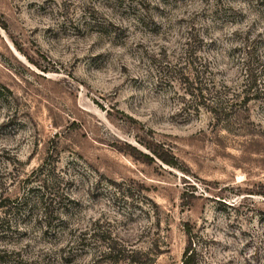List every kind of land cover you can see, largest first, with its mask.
Returning a JSON list of instances; mask_svg holds the SVG:
<instances>
[{
	"label": "rangeland",
	"instance_id": "1",
	"mask_svg": "<svg viewBox=\"0 0 264 264\" xmlns=\"http://www.w3.org/2000/svg\"><path fill=\"white\" fill-rule=\"evenodd\" d=\"M0 206V264H264V1L0 0Z\"/></svg>",
	"mask_w": 264,
	"mask_h": 264
},
{
	"label": "trees",
	"instance_id": "2",
	"mask_svg": "<svg viewBox=\"0 0 264 264\" xmlns=\"http://www.w3.org/2000/svg\"><path fill=\"white\" fill-rule=\"evenodd\" d=\"M211 1L214 2V5H216L217 2H219V0H211ZM262 1H264V0H255V2H262ZM142 12H143V10H142ZM245 55L247 56V53H245ZM245 55L243 58L242 70H241L244 73L243 74L244 81L242 83L243 84L246 83L248 86V83L250 82V78L253 77V73L251 72L252 69L248 65V58ZM190 85L192 88L188 92V96L192 100H199L198 104L203 105L204 108L206 110H208L210 113H212L214 116L217 114V111H218V113L220 112L221 109L219 108V110H218L216 106L205 105V104H209V103H204V101H203L204 97H205L203 92L206 89L203 90V89L197 87V85H195V82L193 81V79L191 80ZM242 92H246L245 85H243ZM201 100L203 102H201ZM149 150L163 164L170 166V167L174 166V159L171 156L164 155L163 153H159L158 150H156V149H153V150L149 149ZM141 157L148 159L147 156H141ZM182 231H183V235L185 238V243H184L183 251L181 254L180 262H181V264H196V260H195V256H196L195 235L192 233V227L188 223H184L182 225ZM105 246H106L105 252H101V254L99 253V255H98L100 258H105V259L112 258L111 259L112 264H116L117 262H123L124 264H139L140 254L138 252L122 250V252L125 253V256L122 259H117L118 257L116 258V256H117L116 254L119 251H116L110 243H105ZM107 261H109V260H107Z\"/></svg>",
	"mask_w": 264,
	"mask_h": 264
}]
</instances>
